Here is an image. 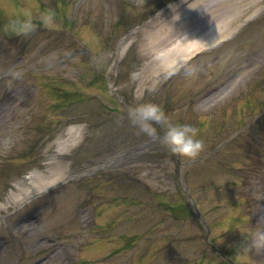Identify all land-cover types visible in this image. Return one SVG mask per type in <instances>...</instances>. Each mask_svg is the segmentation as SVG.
<instances>
[{"label": "rangeland", "instance_id": "rangeland-1", "mask_svg": "<svg viewBox=\"0 0 264 264\" xmlns=\"http://www.w3.org/2000/svg\"><path fill=\"white\" fill-rule=\"evenodd\" d=\"M56 1L0 0L4 20H18L0 25V264H227L204 244L200 222L177 224L167 213V203L188 204L179 181L200 202L218 248L242 264H264V173L256 165L264 166V133L256 132L258 126L264 131V118L252 125L260 113H245L249 77L232 84L233 94L223 88L253 62L251 80L260 74L264 0H253L256 17L242 28L246 34L189 62L165 84V74L151 80L147 65L154 56L144 48L165 16L163 8L128 32L112 28L124 3L128 22L173 0H158L157 7V0H85L77 6L79 0H64L55 13ZM210 3L203 4L210 13L226 10L222 0ZM176 5L170 2L168 9ZM29 26L34 30L25 34ZM181 32L178 25L177 35L157 46L168 47ZM215 85L223 93L214 105L205 101L199 110L193 101L187 104ZM190 86L195 92L189 98L182 93ZM142 103L163 107L168 123L196 127L205 143L196 159L204 160H191L192 167L178 175L176 160L159 144L125 154L148 138L136 135L126 119L117 124L116 117L125 114L123 104ZM74 127L79 142L66 135ZM65 139L67 152L61 154L56 148ZM255 145L263 158L251 163L243 150ZM234 159L242 162L239 168L251 164L248 173L229 176L226 166ZM63 166L66 178L88 174L56 188L66 179L58 178L25 206L10 203L37 185L35 177L47 181ZM152 193L162 196L160 204Z\"/></svg>", "mask_w": 264, "mask_h": 264}, {"label": "clouds", "instance_id": "clouds-1", "mask_svg": "<svg viewBox=\"0 0 264 264\" xmlns=\"http://www.w3.org/2000/svg\"><path fill=\"white\" fill-rule=\"evenodd\" d=\"M33 30L34 27L29 26L25 34ZM188 74L193 75L194 70H189ZM9 75L15 79L20 78L19 73L10 72ZM125 119L136 129V135L146 136L150 143L159 144L173 155L194 160L205 149V143L199 138V130L196 127L191 124L168 123L163 108L157 104L142 103L130 106L125 114L116 117V123L121 124Z\"/></svg>", "mask_w": 264, "mask_h": 264}, {"label": "bare ground", "instance_id": "bare-ground-1", "mask_svg": "<svg viewBox=\"0 0 264 264\" xmlns=\"http://www.w3.org/2000/svg\"><path fill=\"white\" fill-rule=\"evenodd\" d=\"M234 21V20H233ZM231 23H232V21H227V23H226V25L225 26H223V28H224V30L225 31H228V27L231 25ZM165 33V32H164ZM166 34V33H165ZM165 34L164 35H162V37L164 38V36H165ZM212 34H216V32H212ZM212 34H210V36H212ZM213 36H215V35H213ZM216 41L215 40H212V42H210L211 44H213V43H215ZM201 44V42H198V43H196V44H194V45H192V46H189V48H187V52H188V50L190 49V48H193V49H198L199 50V48H200V45ZM196 51V50H195ZM194 52V51H193ZM183 56H185V57H189L188 56V54H186V55H183ZM184 57V58H185ZM171 64H174V60H172V62H170V63H165L164 64V66L165 67H169ZM6 104H7V102H6ZM66 132H68V134H69V136H71L72 134H73V130L72 129H68ZM66 141H64V142H61L60 144H59V148H58V151H60V152H65L64 151V149L66 148ZM59 172H62L60 175L62 176H64L65 175V172L64 171H62V170H60ZM35 186V185H34ZM40 185H38L37 187H39ZM47 187V186H46ZM43 188H45V187H42V188H40V190L41 189H43ZM37 189V188H36ZM34 194V190L32 189V188H27V190L25 191V195H24V200H28V198L29 197H31L32 195ZM23 201V200H22Z\"/></svg>", "mask_w": 264, "mask_h": 264}]
</instances>
